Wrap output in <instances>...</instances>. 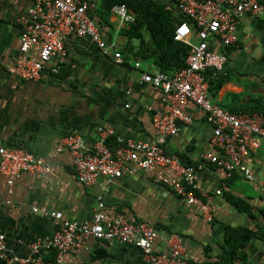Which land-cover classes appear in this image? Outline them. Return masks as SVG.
Masks as SVG:
<instances>
[{
  "label": "crops",
  "instance_id": "1",
  "mask_svg": "<svg viewBox=\"0 0 264 264\" xmlns=\"http://www.w3.org/2000/svg\"><path fill=\"white\" fill-rule=\"evenodd\" d=\"M86 1L102 37L120 51L122 61L117 63L112 52L103 54L88 37L70 35L65 40L66 56L53 57L39 79L25 80L9 68L19 49V19L33 0H0V146L24 147L50 167L46 173L23 172L11 194L0 173V233L6 246L18 256H27L35 238L50 236L58 225V220L41 212L55 210L65 219L89 220L102 194L107 219L122 216L156 229L155 252H165L167 238L177 235L190 264H219L225 234L237 232L238 241L239 233L247 230L253 236L232 264H264V142L244 159L251 179L238 170L227 175L223 167L202 159L211 148L213 126L194 103L186 107L191 122L181 124L176 135H166L163 147L182 163L195 166L197 191L207 193L203 200L211 207L212 221L203 217L197 203H188L140 171L111 180L101 175L88 184L77 179L71 154L61 147L65 136L78 133L92 145L99 139L100 127L112 131L107 135L111 144L116 136L152 141L158 135L152 116L164 104L163 93L140 80L142 72L157 69L150 56V33L144 41L130 37L129 22L121 21L111 8L104 9L102 0ZM155 1L167 7L172 3ZM176 17L177 12L174 21ZM236 33L234 44L210 42L213 50L227 55V62L216 74L205 71L208 96L228 111L254 107L264 112V15H244ZM231 197L247 209H240ZM62 264L148 262L133 245L89 237L78 252L65 253Z\"/></svg>",
  "mask_w": 264,
  "mask_h": 264
},
{
  "label": "built area",
  "instance_id": "2",
  "mask_svg": "<svg viewBox=\"0 0 264 264\" xmlns=\"http://www.w3.org/2000/svg\"><path fill=\"white\" fill-rule=\"evenodd\" d=\"M170 1L177 12L173 38L188 46L185 66L172 72L155 69L140 75L142 83L160 90L164 96L163 107L152 116L158 135L152 141L116 136L114 144L109 145L107 135L112 131L99 127V139L94 144H86L78 133H73L63 138L61 147L70 152L77 179L83 183H91L101 175L111 180L140 171L151 175L188 203H197L203 217L212 221L211 207L203 200L208 195L205 191H197L196 168L167 154L163 147L164 137L176 135L181 124L191 122L186 107L194 103L213 126L211 148L203 153L202 159L223 167L227 175L238 170L245 179L252 178L244 159L264 142V118L257 112L235 113L212 103L204 72L210 70L216 74L227 62V55L213 50L210 42L217 40L222 46L236 43L238 20L244 15H264V4L261 0ZM87 3L86 0H33L27 13L19 19V49L10 72L20 79H39L53 57L66 56L65 40L70 35L88 37L103 54L112 52L114 60L121 62L120 51L104 40L87 11ZM111 9L121 21L134 19L133 12L125 4H115ZM129 161L134 164L125 165ZM49 170L48 164L24 147L0 146V173L5 176L9 194L14 181L23 172L46 173ZM103 209L102 194H99L89 220H70L63 218L60 211H43V215L58 220L54 232L50 236H37L24 257L8 248L4 234L0 233V260L6 264H44V253L53 249L55 264H62L65 253L78 252L85 240L92 237L133 245L140 249L148 264H190L177 235L167 238L165 252H155L153 243L158 233L151 224L131 222L122 216L107 219ZM33 211L37 212L38 208L34 207Z\"/></svg>",
  "mask_w": 264,
  "mask_h": 264
},
{
  "label": "trees",
  "instance_id": "3",
  "mask_svg": "<svg viewBox=\"0 0 264 264\" xmlns=\"http://www.w3.org/2000/svg\"><path fill=\"white\" fill-rule=\"evenodd\" d=\"M102 2L104 9L107 10L115 4H125L133 12L134 19L129 22L126 33L130 37L142 41L145 40L146 32L150 33L153 42V46L150 48V56L153 58L157 69L172 72L185 66L188 46L173 38L176 27L174 21L176 11L172 4L170 7H167L166 4L156 2L155 0H102ZM204 76L206 78L205 72ZM254 109V107H251L242 112H257L264 118V112L254 111ZM107 144L113 145L114 141L111 144V140L108 139ZM195 193L197 194L196 191ZM231 199L240 209H247V206L239 199L233 197ZM237 234V232L230 230L225 234L224 243L226 247L221 259L222 261L219 264H232L233 260L239 256V250L253 236V232L243 230L242 233H239L240 238L237 241ZM43 259L44 264H55V251L53 249L48 250L44 253ZM0 264L6 263L0 260Z\"/></svg>",
  "mask_w": 264,
  "mask_h": 264
}]
</instances>
